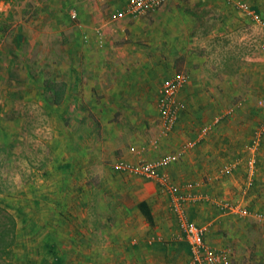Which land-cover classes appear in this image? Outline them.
Returning <instances> with one entry per match:
<instances>
[{"label":"rangeland","instance_id":"1","mask_svg":"<svg viewBox=\"0 0 264 264\" xmlns=\"http://www.w3.org/2000/svg\"><path fill=\"white\" fill-rule=\"evenodd\" d=\"M248 1L264 18V0ZM124 2L0 0V206L16 222L18 207L35 216L36 197L41 199V189L56 182L54 188L60 186L57 202L73 203L74 221L83 222L80 232H90L95 239L106 237L109 247L116 237L133 239L142 234L149 225L148 213L156 237L171 238L169 235L178 229L175 221H167L178 194L170 192L168 184L159 179L116 167L120 160L156 159L172 151L161 143L182 130L179 121L190 99L179 92L177 99L186 108L180 111L173 130L152 145L162 127L159 98L163 77L184 73L196 84L207 77L203 89L215 88L210 95L216 109L199 114L194 125L197 143L211 127L221 124L231 128L233 143H264L260 25L228 0H168L136 17L115 14ZM126 60L136 64L146 61L149 67L153 62L152 68H159L160 73L146 84L144 98L118 101L110 115L106 112L109 109L103 108L106 103L101 94L91 90L99 89L104 80L101 77L108 80L124 71L129 74L135 62ZM59 87H64V94L69 93L59 102L52 101L51 92ZM189 89L185 92H191ZM206 126L208 130L203 133ZM185 140L179 143L190 141ZM67 143L73 145L72 154ZM66 158L73 161L57 164ZM170 167L165 170L169 183L185 189V182L171 174ZM240 183L246 194L218 191L215 197L200 196L199 207L203 208L190 213L192 204L187 201L186 214L205 225L213 240L218 238L217 247L231 251V264H264V221L254 215H264V202L258 195L249 196L259 183L248 177ZM68 184L77 191L64 192ZM53 199L42 202L54 203ZM225 201L241 203L251 215L225 212L220 206ZM16 247L14 264H18ZM156 250L163 251L159 247ZM170 261L188 264L189 257L181 255ZM156 262L161 264L162 260Z\"/></svg>","mask_w":264,"mask_h":264},{"label":"crops","instance_id":"2","mask_svg":"<svg viewBox=\"0 0 264 264\" xmlns=\"http://www.w3.org/2000/svg\"><path fill=\"white\" fill-rule=\"evenodd\" d=\"M243 1L250 3L248 0ZM126 62L132 63L135 61L126 60ZM145 62L140 61L137 64L135 62L131 65L129 74L124 71L123 75L114 74L108 80L101 77L104 80L98 84L99 89L96 91L91 90V92L101 94V99L106 103L103 105L104 110L109 109L106 111L107 113L112 115L113 104L118 101L123 100L125 102L129 98H144L146 84L154 81L158 77L156 73H160L159 68H152L153 62L150 63V67L149 63L145 65ZM169 76L163 77L161 83ZM199 81L200 84H196L195 80L191 81L189 77L188 84L181 90L183 96L186 98L188 95L190 99V105L179 121L182 130H177L172 137L161 143L163 148L172 150L163 155L170 152H177L180 155L179 160L171 165L169 171L185 182L183 184L185 189L180 190L179 188L176 193L178 194L177 197L182 200L186 217L185 207L187 201L192 204L189 209L190 213L197 212L198 208H203L199 207L198 198L200 196L203 198L213 194L211 196L215 197L214 195H219L218 191L230 192L232 195L246 194L247 189H243L240 183L244 177H248V180L255 178L258 181L259 185L257 184L250 190L249 196L258 195L264 202V143H233V138L230 136L233 133L231 128L228 126L227 130L222 127L223 124L216 128L211 127L208 133L200 138V143L193 147H188V143H179L182 139H186L185 142L189 139H197V129L194 128V125L197 124L199 114L204 113L208 108L216 109L213 103L214 97L210 95L214 94L213 89L215 88L203 89L208 83L207 77ZM188 87H190L191 92H185ZM68 93L69 91H66L64 98ZM208 113H211V111L209 110ZM213 117L216 118L217 113H214ZM187 133L190 137H187ZM66 145H68V148L70 147V153L73 152V145H69V143ZM150 146H148L149 151L153 150ZM132 150L135 151L137 148L133 146ZM138 152L139 150L134 153ZM68 158L58 160L57 164L68 165L70 161H73V159ZM225 166L232 168L229 172H224ZM206 181L207 183H205ZM54 186H46L41 189V194L39 193L38 196H42V198L36 197L37 207L35 209L38 210V213L35 216L32 213L27 214L24 207H18L17 209L19 219H17L15 247L17 246L19 252L17 253L18 264H107V261H111L110 264H159L156 262L159 260H162L161 264H172L170 258L175 259V257L181 255L189 257L188 244L173 212L171 214L174 216L167 214V221H175L178 229L175 233L172 232L173 235H169L171 238H167L169 239L168 242L162 235L157 237L154 235V230L150 226L153 221L148 213L146 220L149 225L142 234L136 235L134 237L136 239H132V236L116 237L109 247L107 246L106 237L100 236L95 239L90 232L84 234L80 232L82 230L81 223L83 222L79 219V223L74 221L73 203L59 204L56 192L60 186L58 188H54ZM70 190L77 191V188H74L72 184H68L64 192ZM52 196L54 203L42 202V200L50 199ZM142 213L145 214L146 212ZM191 217H187V219L194 221ZM155 228L157 227L155 226ZM88 229L91 230L92 228L88 227ZM206 240L210 245L217 247L218 238L213 240L211 233L206 235ZM95 242L98 245H95ZM165 246L171 247V251H168ZM157 247L163 249V251H157ZM166 248L167 251H165ZM74 259L79 261L73 263Z\"/></svg>","mask_w":264,"mask_h":264},{"label":"built area","instance_id":"3","mask_svg":"<svg viewBox=\"0 0 264 264\" xmlns=\"http://www.w3.org/2000/svg\"><path fill=\"white\" fill-rule=\"evenodd\" d=\"M168 0H125L121 8L115 10L117 15H130L132 17L141 16L155 10ZM237 10L250 17L255 23L260 25L263 31V39L259 43V50L264 53V18L261 13L243 0H228ZM72 12V16H75ZM188 84V76L184 73L167 78L163 81L161 96L159 98L160 116L162 121L161 132L153 140L152 145H157L162 137L167 135L175 127L179 113L186 108L185 103L178 101L177 97L181 89ZM260 104L264 108V96L260 99ZM219 121V117L215 122ZM208 127L202 129L206 133ZM197 144V140H190L188 147ZM179 153L170 152L156 159H143L137 162L128 160H120L116 167L129 174L138 175L151 179H159L162 184H168L169 191L176 193L179 188L176 184L169 183V176L165 170L173 163L179 160ZM232 167L225 166L224 172H229ZM173 213L179 223L180 229L184 235V239L189 247L188 264H231L232 255L229 249L223 247H214L206 240L207 227L200 225L194 221L188 220L182 200L177 197L173 200ZM221 209L225 212L247 217L250 216V210L239 202H222ZM255 217L264 221V215L261 213L254 214Z\"/></svg>","mask_w":264,"mask_h":264},{"label":"trees","instance_id":"4","mask_svg":"<svg viewBox=\"0 0 264 264\" xmlns=\"http://www.w3.org/2000/svg\"><path fill=\"white\" fill-rule=\"evenodd\" d=\"M62 84H66L65 81ZM63 88H54L56 91L53 92H56V94L53 97V92H51L52 101L59 102L63 99ZM16 233L17 222L15 218L5 208L0 206V264H14L13 248L16 243Z\"/></svg>","mask_w":264,"mask_h":264}]
</instances>
